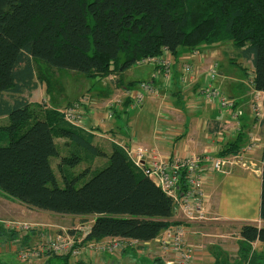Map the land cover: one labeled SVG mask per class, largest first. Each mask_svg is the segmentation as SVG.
Here are the masks:
<instances>
[{"label": "trees", "instance_id": "16d2710c", "mask_svg": "<svg viewBox=\"0 0 264 264\" xmlns=\"http://www.w3.org/2000/svg\"><path fill=\"white\" fill-rule=\"evenodd\" d=\"M221 43L242 50L253 65L254 89L264 92V0H0V116L10 119L0 125V139H9L0 143V194L38 210L79 216L82 223L91 217L84 242L105 237L145 242L181 224L172 220L173 198L118 143L108 151L95 141V128L72 124L56 106L30 97L43 83L51 95L60 86L55 71L62 69L107 80L116 75L120 83L118 75L145 57L168 52L174 66L185 50ZM242 137L239 133L219 155L239 154ZM52 157L61 159L64 187ZM101 157L108 158L107 165L77 187L84 172L66 168L84 162L88 172ZM262 163L264 222V150ZM180 188H186L184 176ZM8 232L0 223V238L13 236ZM239 232L250 258L251 244L264 243V224L241 223ZM251 254L253 264L257 257ZM70 257L51 254L49 264H68Z\"/></svg>", "mask_w": 264, "mask_h": 264}, {"label": "crops", "instance_id": "0c3cea01", "mask_svg": "<svg viewBox=\"0 0 264 264\" xmlns=\"http://www.w3.org/2000/svg\"><path fill=\"white\" fill-rule=\"evenodd\" d=\"M224 44L205 45L196 50L181 52L176 60L173 59L171 83L166 86L162 76L157 79L158 93L148 97L138 108H129L131 95L141 82L152 80L157 69L154 65H150L152 68L148 79L137 81L121 79L120 83H116L115 80L107 81V85H99L102 86V90L98 96L90 94L87 96L88 99L95 101L94 106L89 110L92 114L91 123L100 122L105 118L108 112L106 102L110 98L114 95L124 96V102L114 118L105 120L104 123H100V129L94 130L95 141L106 144L105 146L111 145L113 141L126 146L139 144L158 152L165 158L205 152L219 156L223 147L234 141L239 133L243 136L242 150L251 142L252 137L256 138L257 146L252 153L246 156V161L251 168L258 167L257 170L246 169L241 165H236L237 167L235 166L226 173L214 171L211 167L203 169L206 174L204 191L207 197L208 220L185 222L178 212L172 218L173 221H180L186 226L187 243L198 249L192 264H246L247 262L250 264V258L253 255L251 253L256 254L258 246L262 244L260 241L252 243L250 258H247V244L240 236L239 226L241 223L264 224L260 218L264 100L261 103L262 116L258 117L253 107L257 90L254 89L253 84L251 86L249 83V78L253 74L244 71L243 65L241 70L232 68L231 64L236 58L226 57L229 50L224 48ZM186 64L193 66L194 73L184 80L183 69ZM215 65L217 71L214 78L210 80V68ZM208 81H212L217 88L225 87L228 94L226 96L234 101L233 109H222L216 102L209 103L203 98L200 87ZM132 82L136 83L131 85ZM41 85L33 91L30 97L31 102L39 103L35 97L38 96ZM118 90L121 92L117 95ZM44 99L47 100V96ZM49 100L52 101L51 97ZM71 102L73 101L64 106L66 107ZM61 105L62 103L57 100L55 104L49 103L44 106H56L62 109L64 106L61 107ZM234 112H241L237 119L232 117ZM107 126L109 127L106 130ZM110 149L109 146L108 151ZM22 205L24 204L0 194V223H3L7 216L10 217L11 213H7L8 210L14 214ZM36 211L40 213L43 210L37 209ZM43 212L46 213V211ZM25 215H28L26 211ZM90 225L91 223H81L75 228L90 227ZM229 225L238 227L237 234L228 235L225 227ZM219 226L222 229L217 233L218 238L202 237L211 235L204 233V229ZM61 227L64 229V226ZM167 229L153 240L145 242L137 240L134 246L115 253L90 251L87 244L95 240L83 242V254L71 256L68 264H177L174 254H165L160 248L159 237ZM76 234L78 235L79 231ZM37 235V233L33 235V238ZM110 238L105 237L96 242H103ZM263 253L264 250H261L256 254L257 258L253 264H264ZM50 257L51 255L43 256L32 262L49 264ZM5 262L3 253H0V263Z\"/></svg>", "mask_w": 264, "mask_h": 264}, {"label": "built area", "instance_id": "2783aa9c", "mask_svg": "<svg viewBox=\"0 0 264 264\" xmlns=\"http://www.w3.org/2000/svg\"><path fill=\"white\" fill-rule=\"evenodd\" d=\"M151 63L157 66L156 71L153 74L151 81H143L138 88L134 90L131 95L130 109L140 107L144 101L158 93V86L156 84L157 79L161 76L164 84L168 86L171 83L173 75V62L166 52L162 56H150L145 57L138 61V64ZM184 80L190 77V74L194 73V68L191 64L184 65ZM216 65L210 68V80H212L216 74ZM200 92L203 98L209 103L216 102L222 109H233L234 101L227 97L220 89H218L212 81H208L200 87ZM255 99L258 102H254L253 107L257 116L261 115L260 110V98H264V92L257 90ZM118 95V94H117ZM124 102V96H114L107 101V114L104 119L95 124H102L105 120H112L117 111ZM86 101H79L68 105L64 110L65 118L72 124L87 128V119L85 118V106ZM241 112H234L232 117L237 119ZM256 138L252 137L251 142L243 148V150L237 155L218 156L210 153L201 154H189L186 156L174 155L170 158L161 156L158 152L147 148L145 146L134 144L132 146H126L122 143L124 150L127 152L133 163L141 168L143 172L151 177L156 184L162 188L177 204V212L181 214L182 219L185 222H201L209 219L206 210L207 197L204 191V183L206 174L204 168L211 167L212 170L217 172H230L236 165H241L246 169L251 168L246 161V156L252 153L257 146ZM182 172H184L182 174ZM184 176L186 182V188L181 190L180 180ZM5 222V228L9 231H17L28 233L34 228H40L42 230V240L33 247H25L23 245H17L19 258L25 262H32L45 255H71L81 256L84 251V238L89 232L90 227L77 228L79 234H71L64 230L56 235H52L47 232L46 226L41 223L28 222L22 220H8ZM187 228L181 223L171 228H168L160 237L159 243L163 253L174 254L175 262L177 264H192L196 258V252L198 249L192 247L186 240ZM6 236L0 238V248L5 249L8 246L12 247V243ZM137 240L124 238V237H111L103 242H92L87 244L90 251L93 252H107L115 253L122 251L129 246L132 247L136 244ZM246 264H249L248 262Z\"/></svg>", "mask_w": 264, "mask_h": 264}, {"label": "rangeland", "instance_id": "374dc122", "mask_svg": "<svg viewBox=\"0 0 264 264\" xmlns=\"http://www.w3.org/2000/svg\"><path fill=\"white\" fill-rule=\"evenodd\" d=\"M224 48L229 50L228 53H226V57L230 58L231 56L235 57L236 59L233 61V63L231 64L232 68H234L235 70H241V66L243 65L244 68L243 70L246 72H250L253 74V65L252 63L248 62L243 56H242V50L236 48L235 46L231 45L230 43H225L224 44ZM237 61V62H236ZM151 64V63H148ZM148 64H144V65H134L131 66V68L126 71L125 73L123 72L122 74V80H145L148 79L150 77V73H151V66ZM246 73V74H248ZM55 78L59 77L60 79V86H62V88L59 86V83L55 84L56 89L54 90V92L51 95H47V91H46V84L43 83L41 85V89L39 90V94L37 97L38 102L41 104H45V105H49V103H53L55 104L57 100H59L62 105L61 107H63L64 105H66L68 102L70 101H74L77 99H83L82 101H86L87 103L85 106V109H83V112H85V118L87 119V128H95V130H98V128L100 129V124H95L94 122L91 123L90 118L92 117V114L89 110H91L90 108H92L94 106V100L92 99H88L87 96L90 95H94V96H98L100 91L102 90V86L103 85H107V81H111L110 79L107 80L106 78H101L100 76H86L85 74L81 73V72H75V71H71L68 69H62L60 71H55ZM251 76V75H250ZM253 77V76H251ZM249 78V83L252 86V78ZM117 79V78H115ZM107 82V83H106ZM216 85H217V81H215ZM102 85V86H99ZM218 86V85H217ZM121 88V87H120ZM220 88V90L228 96L227 94V90L225 89L224 86H220L218 87ZM61 90V91H60ZM121 90H118L116 92V94H120ZM47 96V100L44 99V97ZM115 96V95H114ZM49 97L53 98L52 101L49 100ZM114 98V97H112ZM254 102H258L257 99H254ZM262 100H264V98H260L259 102H260V107H261V103ZM48 101V102H47ZM107 104V102H106ZM68 107V105L65 107H63L62 109H58L61 112H64V110ZM261 110V108H260ZM261 115H262V111H261ZM259 117V116H258ZM10 123V119L8 116H0V125H6ZM91 125H93L91 127ZM29 124L26 126L28 127ZM24 128L23 130L27 129ZM109 126H107L106 130L108 129ZM9 139L8 138H4V139H0V143L6 144L8 143ZM60 142H63L62 140H60ZM115 142V141H113ZM117 143V142H115ZM103 144V143H102ZM106 145V144H105ZM110 145H107V149ZM220 156V155H219ZM60 158L59 157H52L51 158V162H52V166L54 168V171L56 173L57 176V182L58 185L60 187H64L65 186V179H64V174L62 173V171H60L59 167H58V163L60 162ZM108 163V158H104L101 157L100 159H98V161L95 163L94 167H92L88 172L85 171V163L82 162L81 164H78L75 167H68L66 168L67 170H70V172H72L75 175H79L82 174L80 176V178L76 181V186L80 187L82 186L87 180H89L94 174L95 172H97L98 170H100L102 167H104L105 165H107ZM237 167V166H236ZM258 169V167H257ZM19 206L16 210V212L14 214H12V212L10 210L7 211V213H11L10 217L7 216L4 221H8V220H22V221H28V222H36V223H41L44 224L46 226V230L47 232H50L52 235H56L57 233L61 232V231H68L70 232L72 230L73 233L71 234H76V226H78L79 224H81V217L79 216H73V215H55L53 213H49L46 211H36L35 208H31V207H27V206ZM25 211L26 213H28V215H25ZM21 213L23 215H21ZM91 217L87 220V222H85L84 224H89L91 223ZM3 224L5 225V222H3ZM61 226H64L62 229ZM207 229V230H206ZM204 229V233H209L211 234L210 236L206 237V236H202L203 238H210V239H216L218 238L217 233L221 231V227L219 226L218 228H206ZM226 232L228 233V235H235V233L237 234L238 232V227L233 226V225H229L228 227H225ZM8 233H13V236L10 235L8 238L11 241V243L13 244L12 247L8 246L5 249L0 248V253H3L4 255V259H5V263L4 264H31L30 262H25L22 261L19 258L18 255V250L16 248L17 245H23L25 247H33L36 246L41 240V234H42V230H40V228H34L31 231H29L28 233H24V232H17V231H11ZM36 233L38 234L37 237L33 238V235H36ZM40 234V235H39ZM15 235V236H14ZM4 238V237H3ZM95 243H98L95 241ZM261 250H264V243H262L261 245L258 246L256 254L260 253ZM264 255V253H263ZM47 256V255H45ZM264 259V256H263ZM259 261V260H258ZM33 263V262H32ZM34 264V263H33Z\"/></svg>", "mask_w": 264, "mask_h": 264}, {"label": "bare ground", "instance_id": "6f19581e", "mask_svg": "<svg viewBox=\"0 0 264 264\" xmlns=\"http://www.w3.org/2000/svg\"><path fill=\"white\" fill-rule=\"evenodd\" d=\"M111 78V80L113 79H115V78H117V76L116 75H113V76H111L110 77ZM152 80H154L153 78H152ZM119 145H120V143H118ZM122 148H123V146L122 145H120ZM124 149V148H123ZM138 167V166H137ZM139 168V167H138ZM141 169V168H140ZM142 170V169H141ZM143 171V170H142ZM154 181V180H153ZM155 182V181H154ZM155 184H156V182H155ZM157 185V184H156ZM158 186V185H157Z\"/></svg>", "mask_w": 264, "mask_h": 264}, {"label": "water", "instance_id": "95a60500", "mask_svg": "<svg viewBox=\"0 0 264 264\" xmlns=\"http://www.w3.org/2000/svg\"><path fill=\"white\" fill-rule=\"evenodd\" d=\"M176 212H177V210H176Z\"/></svg>", "mask_w": 264, "mask_h": 264}]
</instances>
